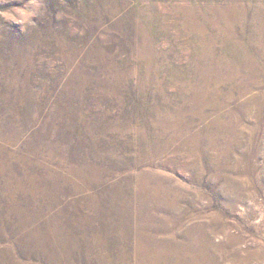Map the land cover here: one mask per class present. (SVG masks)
<instances>
[{"label":"rangeland","instance_id":"1","mask_svg":"<svg viewBox=\"0 0 264 264\" xmlns=\"http://www.w3.org/2000/svg\"><path fill=\"white\" fill-rule=\"evenodd\" d=\"M195 222L264 264V0H0V264H151Z\"/></svg>","mask_w":264,"mask_h":264},{"label":"bare ground","instance_id":"2","mask_svg":"<svg viewBox=\"0 0 264 264\" xmlns=\"http://www.w3.org/2000/svg\"><path fill=\"white\" fill-rule=\"evenodd\" d=\"M195 225V227L188 229V240L186 243L172 242L169 254L166 253L162 244H159L155 259L151 264H219L221 257L220 250L219 253L217 251L213 254L217 245H214L209 239L206 240L204 238L206 236L204 226L198 225L196 222ZM196 233H199V235H196ZM149 242L153 243V240ZM244 255L248 256V253H242V256ZM246 263L247 261L243 258L237 261V264ZM229 264H236V262L230 260Z\"/></svg>","mask_w":264,"mask_h":264}]
</instances>
